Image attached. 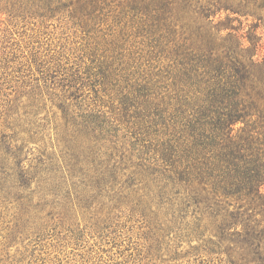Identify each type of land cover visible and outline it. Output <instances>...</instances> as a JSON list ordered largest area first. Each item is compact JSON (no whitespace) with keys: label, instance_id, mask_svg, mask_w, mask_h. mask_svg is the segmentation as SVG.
<instances>
[{"label":"trees","instance_id":"1","mask_svg":"<svg viewBox=\"0 0 264 264\" xmlns=\"http://www.w3.org/2000/svg\"><path fill=\"white\" fill-rule=\"evenodd\" d=\"M7 12L12 28H0V222L9 220L0 231L7 251L17 243L24 251L6 253L0 264H61L68 257L44 258L40 250L78 249L87 236L118 248L126 223L139 225L148 244L113 264H264V257H156L166 227L189 219L193 230L209 220L199 236L215 231V247L233 236L249 253L264 246L263 223L248 221L264 217V55L248 32L213 23L221 13L261 22L264 0H12ZM59 13L71 33L65 43L32 36L22 47L14 37L17 26H44ZM47 101L61 113L55 129L66 148L63 176L21 158L23 136L48 125L39 116ZM122 129L135 164L127 134L117 143ZM113 160L135 168L131 189L100 196L114 181L107 173ZM140 174L155 194L132 190ZM81 187L99 200L86 199ZM96 255L80 260L101 264Z\"/></svg>","mask_w":264,"mask_h":264},{"label":"rangeland","instance_id":"2","mask_svg":"<svg viewBox=\"0 0 264 264\" xmlns=\"http://www.w3.org/2000/svg\"><path fill=\"white\" fill-rule=\"evenodd\" d=\"M11 1L12 0H0L1 29L6 27L12 28V25H9L8 22L10 17L7 12V9L10 8ZM260 15L262 16L261 22H258V20H255L252 17L245 18L241 16L237 17V19L232 22L231 19H233V17L235 16H231L232 18L230 17V19L227 20L226 14L221 13L213 18V23L217 24L218 22H221V24H226L228 25V27H232L233 29L238 30L239 34H242L244 37H247L248 32L251 35L252 39H254V41H256L261 48L258 54L259 59H261V57L264 55V12H260ZM116 21L118 22V26H123L124 20L119 19L118 17ZM39 23V21L34 20L33 23H30L23 28H21V25L16 27L17 32L16 34H14V37L20 41L22 47L24 46V43L28 42V38L32 36L46 37V40L48 39L51 45L56 46L60 43H65V38H71V33L68 32L67 28L65 27V19L62 18V13L56 14V17L51 19L50 21H46L44 26H40ZM258 25L259 27H257ZM43 32L45 35H38L40 33L42 34ZM245 45H250L247 38H245ZM189 95L190 93L188 92L178 94L179 97H188ZM45 106V110H40L39 116H46L48 125L45 128V131H39L36 136H30L28 134H25V136H23L25 141L27 142L23 143L24 149L21 154V158L24 162V165H30L32 168H40L41 166H43L49 169L52 168V173L56 174L57 176H59V174L60 176H63L61 172L64 175H67V171L65 170L67 159L64 154L66 148L63 140L61 139L63 133H61V129H55V127L59 124L58 117H60L61 113L59 112L57 107H55V105L50 101H47ZM54 115H56L57 117H54ZM240 126V123L234 126L235 134H237V130L240 128ZM130 130L131 128L129 129V132ZM129 132L126 133V130L123 129L118 131L117 143L118 145L125 144L127 134V148L133 155L132 161H134L133 164H135L137 163L136 158L134 157L135 153L132 151L131 146L128 143L129 141H131ZM102 135L104 137H107L110 134L103 132ZM124 154L126 156V152H124ZM147 157L148 156H144L143 159L147 160ZM115 161L116 160L110 162L109 170L111 171L108 170L107 172L108 175H111L113 177L114 181L112 182L111 180L110 186L103 189V191H101L100 193V196H103L104 194L112 195V192H110L112 189L117 190L119 188H122L123 190L125 186L126 190H124V192H126V194L128 190L131 189V187L128 188L127 185L129 182V176L131 172L135 171V168L129 166L130 164L126 166V164L124 163L120 164L116 163ZM141 162L145 164V166H149L145 161ZM9 164L10 167H13V160H10ZM68 180V185L70 184V182H75L70 179ZM138 181L135 183L136 186H134L132 190L138 192L139 195H141L142 193L155 194L157 192V187L152 183H146L141 174ZM80 189L86 191L83 193V195L88 200H92L94 197H100L99 193H97L96 190L92 191L87 189L86 187H81ZM68 192L71 199L74 200L75 195L73 194V189ZM34 201H36V198L34 199ZM262 207L263 206L260 205V209H262ZM200 209L202 211L201 207L192 209V211L193 213L194 211L200 212ZM228 212L234 215H238L239 213H242L243 210L240 209L239 212H237L233 208H230L228 209ZM244 218L248 219L246 217ZM78 219L81 221V218L79 216ZM8 220V217H6L5 220L0 222V227L5 228L6 221ZM255 220L263 223L262 226H264V222H262V220H264V217L251 218L248 221H250V223H255ZM123 221L125 220L121 219V222ZM191 221L192 220L190 219L187 220V222ZM187 222H184V224H180V221H176V223L172 225V227H166L168 231H166L158 239V245L156 246H158L161 250L156 254V257H212L213 259L214 257H264L263 245H261V251L257 253H249L244 246L246 245V243H243L241 236H233L231 238L233 240H230L232 241V243H225L221 247L213 246V244H218L220 242V240L216 237L215 231L212 233L207 231L203 234V236H199L202 233L203 229L207 226V228L210 229L209 225L211 224L207 218L202 220L201 226L198 230H195V228L193 230V224L191 223L190 225H186ZM115 225L116 224L111 225V228H114ZM138 227L139 225L126 223L123 228H119V234L125 235L120 241L122 243V246L118 248L114 247L113 244H105L104 241H100L94 236H87L86 238H84L82 246L78 249L72 250L70 247H66L65 252L63 250L64 253H62L60 249H53L47 244L43 249L40 250L39 253L44 258L68 257L67 261L62 262L61 264H89L86 259L85 262H83L84 260H80V257H94L95 254H97L96 256H98L96 258L102 261L101 264H113L114 262L122 263L126 261V257H128L129 253H131L134 249H141L142 246L147 247L148 243L144 241L142 235V232L144 231L141 229H137ZM237 229H241V226L237 227ZM116 233H118V231H116ZM126 236L128 238H126ZM4 237L5 232L0 231V257H4L8 252L9 255L18 257L19 253L24 251L22 245L20 243L13 244L12 246L7 248L9 249V251H7L4 246ZM126 245H128L131 250H128L126 248ZM153 245H155V240L153 242ZM60 251L61 253L57 254ZM227 251H229V255H227ZM39 253H37L38 256Z\"/></svg>","mask_w":264,"mask_h":264}]
</instances>
